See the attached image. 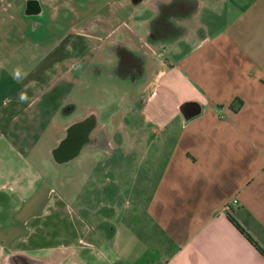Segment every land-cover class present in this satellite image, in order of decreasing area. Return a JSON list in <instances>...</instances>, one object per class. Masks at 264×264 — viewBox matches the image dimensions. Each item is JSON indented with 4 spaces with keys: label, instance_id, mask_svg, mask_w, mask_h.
<instances>
[{
    "label": "crops",
    "instance_id": "crops-1",
    "mask_svg": "<svg viewBox=\"0 0 264 264\" xmlns=\"http://www.w3.org/2000/svg\"><path fill=\"white\" fill-rule=\"evenodd\" d=\"M4 1L14 0H0V7ZM169 1L152 4L158 13ZM197 1L188 21L206 4ZM208 1L217 4V19L196 22L201 34L172 51L155 71L153 89L132 93L150 121L144 151L123 149L119 130L117 144L110 139V166L131 161L132 169L91 171L84 185L99 177L107 184L77 191L89 197L88 204L77 200L80 225L71 221L57 248L32 257L57 264H264L230 219L264 250V0ZM4 36L0 31L1 42ZM94 188L103 190L99 214Z\"/></svg>",
    "mask_w": 264,
    "mask_h": 264
},
{
    "label": "rangeland",
    "instance_id": "rangeland-1",
    "mask_svg": "<svg viewBox=\"0 0 264 264\" xmlns=\"http://www.w3.org/2000/svg\"><path fill=\"white\" fill-rule=\"evenodd\" d=\"M153 1L42 0V6L49 9L51 20L62 21L67 30L59 33L57 38L53 37L52 42L43 44L41 49L19 38L16 31L14 35L9 30L21 21V1H4L8 6L0 7V31L5 34L3 42L0 38V188L11 198L8 207L0 206V250H5L0 253V264H6L9 249L27 251L32 256L46 255L48 248L58 247L62 233L67 235L66 227H70L67 224L72 225L73 221L80 225L78 207L81 201L86 202L88 191L82 196L77 195V191L81 187L89 190L107 184L99 177L97 182L84 185V182L92 181L86 177L91 171H103L99 174L105 176V172L111 175L132 169L131 161L110 166L108 154L88 148L73 160L70 170L64 171L49 152L56 146L53 128L61 124L54 113L56 108L71 105L66 114L74 116L77 112L75 117L94 112L109 141L114 139L117 144L114 137L119 130L125 139L123 149L133 153L144 151L150 121L141 115V108L133 102L132 93L153 89L155 71L172 58V51L201 34L196 29V22L203 24L206 20L217 19L213 13L217 4L204 0L206 4L201 15L182 23L190 30L188 36L174 41L177 44L146 46L150 82L140 79L136 84L119 80L113 83L106 78L102 83H91L89 73H95L101 64L112 66L119 61L112 57L111 51L109 58L105 49L107 41L110 46H136L133 47L135 50L139 38H147L149 22L158 14ZM128 2L131 9H124L122 6ZM84 3L88 5L84 6ZM17 10L20 11L16 13ZM17 65H22L27 73L23 81L14 80L11 75ZM78 65L83 76L77 73ZM25 85H30L26 91L29 99L27 103H21L18 97ZM98 188H94L97 200L92 201V210L97 214L103 199V190ZM60 196L66 201L59 209ZM34 259L37 264H57L49 259L46 262Z\"/></svg>",
    "mask_w": 264,
    "mask_h": 264
},
{
    "label": "flooded vegetation",
    "instance_id": "flooded-vegetation-1",
    "mask_svg": "<svg viewBox=\"0 0 264 264\" xmlns=\"http://www.w3.org/2000/svg\"><path fill=\"white\" fill-rule=\"evenodd\" d=\"M22 8L20 12L21 21H17L12 26L11 32L15 35L19 34V38L28 41L30 44L39 48L43 44L52 42V38L66 31V27L62 21L51 20L48 7H43L42 0H20ZM42 3V4H41ZM88 3H84L87 6ZM65 16L71 18L69 13H65ZM62 23V24H61ZM107 33V32H106ZM108 35V34H106ZM109 36V35H108ZM17 37V36H16ZM124 44H113L110 46V41L106 42L105 49L110 58V51L113 54L112 57L115 60H119L117 64L110 66V64H101L95 73L90 74L91 83H102L104 80L110 82L114 79L122 81H131L132 84H136L140 79H144V71L141 67L142 55L141 45L137 46L135 52L128 56L124 51ZM77 73L79 76H83V72H80V66L78 65ZM99 71V72H98ZM106 75V77L104 76ZM88 92V91H87ZM142 99L137 103L141 104ZM71 105H64L56 108L54 113L57 114L59 122L61 124L55 128L54 140L56 146L53 149L58 148L59 158L63 163V170L68 171L71 169V163L68 162V158L71 157L79 147H83L80 155L84 149H88L90 146H98L97 149L104 151L110 156V141L106 130L99 126L98 116L94 112H88L84 115H78L75 117L71 114H66L67 109L70 110ZM51 119V118H50ZM50 119L48 123L50 124ZM52 151V150H51ZM51 151L50 154H51ZM113 152V151H112ZM79 155V156H80ZM78 156V157H79ZM11 203V198L5 189L0 188V206L8 207ZM4 249L0 250V253L4 252ZM32 256L26 251L9 249V254L6 258V264H37L35 260L31 259Z\"/></svg>",
    "mask_w": 264,
    "mask_h": 264
},
{
    "label": "trees",
    "instance_id": "trees-1",
    "mask_svg": "<svg viewBox=\"0 0 264 264\" xmlns=\"http://www.w3.org/2000/svg\"><path fill=\"white\" fill-rule=\"evenodd\" d=\"M198 7L199 2L197 0H170L166 3H159L157 16L149 22L147 38H139L138 41V45H141L142 60L140 61L143 71L146 69L144 61L149 58V53L145 47L159 43H171L185 35L187 28L182 23L192 18L197 13ZM124 51L128 56L135 52L126 45ZM115 80L119 79H114L112 82L115 83ZM125 82L132 84L129 80ZM230 219L236 228L264 255V250L253 238L233 218Z\"/></svg>",
    "mask_w": 264,
    "mask_h": 264
},
{
    "label": "clouds",
    "instance_id": "clouds-1",
    "mask_svg": "<svg viewBox=\"0 0 264 264\" xmlns=\"http://www.w3.org/2000/svg\"><path fill=\"white\" fill-rule=\"evenodd\" d=\"M11 75H12L13 79L17 80V81H23L27 77V73L24 71V68L22 65H17L16 67H14ZM29 86L30 85H25L24 90L19 94L18 99L21 103H27L28 102L29 98L26 95V91H27Z\"/></svg>",
    "mask_w": 264,
    "mask_h": 264
},
{
    "label": "water",
    "instance_id": "water-1",
    "mask_svg": "<svg viewBox=\"0 0 264 264\" xmlns=\"http://www.w3.org/2000/svg\"><path fill=\"white\" fill-rule=\"evenodd\" d=\"M182 110L185 112V106L182 107ZM191 118V116H188L186 114V121H188L189 119ZM98 146H90L89 148H97ZM58 148H55L51 151V156H52V159L54 160V162L57 164V165H63V163L61 162L60 158H59V149L57 150ZM83 147H79L78 150L71 156L68 158V162L71 163L73 160L77 159L78 156L80 155L81 151H82ZM32 260H35L37 261L36 259L34 258H31Z\"/></svg>",
    "mask_w": 264,
    "mask_h": 264
}]
</instances>
